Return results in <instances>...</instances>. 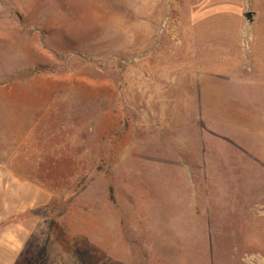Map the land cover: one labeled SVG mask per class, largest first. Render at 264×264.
<instances>
[{
    "label": "rangeland",
    "instance_id": "1",
    "mask_svg": "<svg viewBox=\"0 0 264 264\" xmlns=\"http://www.w3.org/2000/svg\"><path fill=\"white\" fill-rule=\"evenodd\" d=\"M0 162L15 264H264V0H0Z\"/></svg>",
    "mask_w": 264,
    "mask_h": 264
},
{
    "label": "crops",
    "instance_id": "2",
    "mask_svg": "<svg viewBox=\"0 0 264 264\" xmlns=\"http://www.w3.org/2000/svg\"><path fill=\"white\" fill-rule=\"evenodd\" d=\"M40 188L0 162V264H15L32 230L21 215L39 200Z\"/></svg>",
    "mask_w": 264,
    "mask_h": 264
},
{
    "label": "water",
    "instance_id": "3",
    "mask_svg": "<svg viewBox=\"0 0 264 264\" xmlns=\"http://www.w3.org/2000/svg\"><path fill=\"white\" fill-rule=\"evenodd\" d=\"M252 15H253V11H247V12H245V16H246L250 21L253 20Z\"/></svg>",
    "mask_w": 264,
    "mask_h": 264
},
{
    "label": "bare ground",
    "instance_id": "4",
    "mask_svg": "<svg viewBox=\"0 0 264 264\" xmlns=\"http://www.w3.org/2000/svg\"><path fill=\"white\" fill-rule=\"evenodd\" d=\"M259 198V197H258ZM259 199H261V197L259 198ZM264 206V205H263ZM234 207H235V205H234ZM223 208V207H222ZM262 209V208H261ZM241 213V212H240ZM227 215H228V213H226ZM228 217H230V216H228ZM214 219V218H213ZM224 219V218H223ZM226 219V218H225ZM257 219V218H256ZM260 223H261V221H260ZM264 224V223H263ZM183 226V225H182ZM191 226V225H190ZM195 226V225H194ZM264 226V225H263ZM262 226V227H263ZM181 227V226H180ZM182 228V227H181ZM228 229V228H227ZM179 230V229H178ZM192 230V229H191ZM221 230V232H222V229H220ZM184 233V232H183ZM190 233V232H189ZM193 234H195V232L193 233ZM186 235V234H185ZM189 235H191V233L189 234ZM188 238V237H187ZM187 238H185V239H187ZM190 241V240H189ZM194 243V242H193Z\"/></svg>",
    "mask_w": 264,
    "mask_h": 264
}]
</instances>
